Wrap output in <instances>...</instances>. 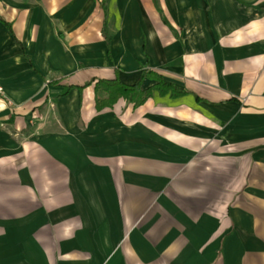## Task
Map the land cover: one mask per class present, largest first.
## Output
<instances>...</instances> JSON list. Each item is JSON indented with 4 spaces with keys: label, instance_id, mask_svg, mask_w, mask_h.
Returning <instances> with one entry per match:
<instances>
[{
    "label": "crops",
    "instance_id": "0c3cea01",
    "mask_svg": "<svg viewBox=\"0 0 264 264\" xmlns=\"http://www.w3.org/2000/svg\"><path fill=\"white\" fill-rule=\"evenodd\" d=\"M0 22V264H264V0H0ZM146 71L186 96L58 98Z\"/></svg>",
    "mask_w": 264,
    "mask_h": 264
},
{
    "label": "trees",
    "instance_id": "16d2710c",
    "mask_svg": "<svg viewBox=\"0 0 264 264\" xmlns=\"http://www.w3.org/2000/svg\"><path fill=\"white\" fill-rule=\"evenodd\" d=\"M0 26L3 28L6 34L10 36L8 26L1 22ZM103 44L106 47L107 41L104 40V38ZM19 53L21 55L20 49ZM113 75H115V72H113ZM141 82L151 83L152 85L145 91L139 92L138 88ZM49 86L54 87L55 84L49 83ZM90 86L93 96L96 93H101L104 96L102 101H97L93 98L92 110L95 114L103 110L110 109V107L118 100L130 106L131 109H137L150 98L152 93H154L158 98H163L166 96L169 100H175L186 96V94L183 92H179L169 86L162 85L158 75L153 72L146 71L139 72L135 83L130 87H123L119 85L115 79L111 81H97L94 83L90 82L80 88L64 87L62 88V93L58 96V98L63 97L67 92L73 90L77 93L79 100L80 92Z\"/></svg>",
    "mask_w": 264,
    "mask_h": 264
},
{
    "label": "built area",
    "instance_id": "2783aa9c",
    "mask_svg": "<svg viewBox=\"0 0 264 264\" xmlns=\"http://www.w3.org/2000/svg\"><path fill=\"white\" fill-rule=\"evenodd\" d=\"M0 105L2 106L0 107V112L3 110V108L7 107V104L3 101V98H2L1 88H0Z\"/></svg>",
    "mask_w": 264,
    "mask_h": 264
}]
</instances>
